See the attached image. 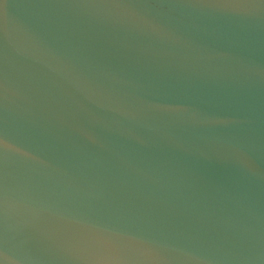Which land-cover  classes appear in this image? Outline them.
Listing matches in <instances>:
<instances>
[{"label": "water", "instance_id": "water-1", "mask_svg": "<svg viewBox=\"0 0 264 264\" xmlns=\"http://www.w3.org/2000/svg\"><path fill=\"white\" fill-rule=\"evenodd\" d=\"M0 264H264V0H0Z\"/></svg>", "mask_w": 264, "mask_h": 264}]
</instances>
